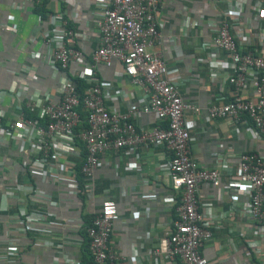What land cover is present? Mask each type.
Returning a JSON list of instances; mask_svg holds the SVG:
<instances>
[{"label":"built area","instance_id":"1","mask_svg":"<svg viewBox=\"0 0 264 264\" xmlns=\"http://www.w3.org/2000/svg\"><path fill=\"white\" fill-rule=\"evenodd\" d=\"M160 1L103 0L96 22L98 43L87 56L77 46L84 38L82 32L74 30L63 13L49 14L48 26L43 30L45 51L34 52L32 57L46 61L52 69V78L61 76V80L54 90L33 88L25 99V108L35 116L25 117L21 108L17 115L0 123V144L14 143L20 154L26 151V167L31 172H41L52 183L75 181L81 173L84 183L77 186L82 187V193L90 192L87 183L100 154L111 149L162 145L168 152L170 186L177 194L175 217L170 232L159 237L157 244L146 252L167 259L176 257L181 264H210L201 249L212 238L210 228L215 216L211 203L200 202L198 197L199 186L209 184L226 195L230 188L236 189L244 197L242 201L231 197L228 207L217 215L223 218L236 214L246 222L251 234L247 236L242 229L243 246L264 264V153L240 152L234 168L223 159L216 168L203 167L190 154L184 114L198 111L199 106L182 99L179 74H167L162 58L148 49L159 38L161 23L155 15ZM223 1L227 9L207 43L214 52L220 51L222 57L211 52L208 66L212 78L215 68L228 69L226 80L232 90L226 102L208 106L206 116L243 121L259 136L264 134V53L259 47L264 41V0ZM246 6L258 20L262 19L252 41L243 35L241 17ZM72 63L80 66L77 75L69 73ZM100 64L116 66L118 74L127 76L131 84L141 89L140 111L153 114L156 124L137 128L132 121L136 109L120 112L104 103L107 82L97 74ZM31 69L32 65L25 64L22 71L30 73ZM75 76L87 83L81 94L76 90ZM248 81L251 95L242 97L239 91ZM21 92L0 91V118L6 114L5 98L20 101ZM80 106L86 112L82 120ZM83 121L85 126L76 130ZM20 187L28 198L44 199V192L32 184ZM46 217L41 206L22 207L18 212V220L31 230L49 225ZM117 218L115 200L111 196L103 197L85 226L90 264H112L119 258L112 250L110 238ZM5 251L19 254L14 245ZM60 263L82 264L80 259L64 254L53 258V264Z\"/></svg>","mask_w":264,"mask_h":264},{"label":"crops","instance_id":"2","mask_svg":"<svg viewBox=\"0 0 264 264\" xmlns=\"http://www.w3.org/2000/svg\"><path fill=\"white\" fill-rule=\"evenodd\" d=\"M102 1L0 0V91H22L23 97L20 101L5 98L6 114L0 123L17 115L21 108L28 110L25 99L33 88L54 90L61 80V76L52 78V69L46 61L32 57L34 52L45 51L43 30L48 26L49 14L63 13L69 25L82 32L84 38L77 46L87 56L98 43L96 22ZM41 5L44 16L36 9ZM226 9L223 0H161L155 15L161 23L159 38L148 47L162 58L167 74H179L182 99L199 106L196 112L186 111L184 121L188 124L189 152L203 167L216 168L223 159L234 168L240 152L264 153V134L258 136L243 121L206 116L207 107L226 102L232 90L226 80L230 71L215 68L212 78L208 66L214 51L207 43ZM241 20L243 35L254 40L262 19L258 20L246 6ZM259 47L264 53V41ZM215 52L222 57L220 51ZM25 64L32 65V72L22 71ZM79 68V64L72 63L69 73L77 75ZM96 70L107 82L103 90L106 105L120 112L136 109L132 121L137 128H150L157 123L153 114L140 111L141 89L131 84L127 76L118 74L116 66L100 64ZM239 94L251 95L249 81ZM26 157V151L20 154L14 143L0 144V264H53V258L60 254L81 261L85 226L105 196L115 200L118 214L110 238L112 250L119 258L112 264H181L176 257L167 259L146 252L157 244L159 237L170 232L175 217L177 194L170 186L168 152L162 145L111 149L100 154L87 183L90 192L84 193L79 187L81 173L75 181L52 183L41 172H31L24 162ZM80 164L78 160V167ZM28 184L41 189L44 199L28 198L20 187ZM228 193L223 194L220 188L209 184L198 188L200 202H210L215 216L210 228L212 238L201 252L210 264H261L262 259L243 246L242 229L247 236L251 234L246 222L236 214L223 218L217 215L228 207L231 197L244 200L236 189L230 188ZM34 206H41L47 213L49 225L26 229L18 220L19 209ZM13 245L18 247V255L5 251Z\"/></svg>","mask_w":264,"mask_h":264},{"label":"trees","instance_id":"3","mask_svg":"<svg viewBox=\"0 0 264 264\" xmlns=\"http://www.w3.org/2000/svg\"><path fill=\"white\" fill-rule=\"evenodd\" d=\"M41 8H42V5L40 7L36 6V9H40V11H39L40 14L42 16H44L45 15L44 10ZM73 79L76 81V90L78 91V93L81 94L84 91V89H86L87 83H85V81L82 78H79L77 76L73 77ZM79 111H80L81 120H82L83 118L86 117V112L84 111L83 107H81V106L79 107ZM31 116H35V115L33 114V112L31 110L25 109V117H31ZM164 123L165 122H162V125H164ZM83 126H85L84 121L80 124L79 127H77L76 130L80 129V127H83ZM78 179L80 180L79 184L84 183V182H82L83 181L82 174H80L78 176ZM87 248H88V242H87V239L85 237V243H84L82 251H81L82 252V260H81L82 264H90L91 263V257L89 255V252H87Z\"/></svg>","mask_w":264,"mask_h":264}]
</instances>
